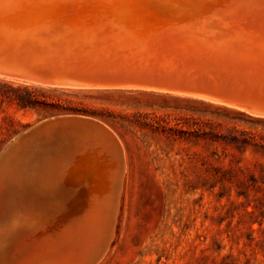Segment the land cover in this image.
<instances>
[{
  "label": "rangeland",
  "instance_id": "1",
  "mask_svg": "<svg viewBox=\"0 0 264 264\" xmlns=\"http://www.w3.org/2000/svg\"><path fill=\"white\" fill-rule=\"evenodd\" d=\"M0 164L2 185L14 174L27 194L67 206L37 237L15 239L5 264H264V119L165 94L0 78Z\"/></svg>",
  "mask_w": 264,
  "mask_h": 264
},
{
  "label": "water",
  "instance_id": "2",
  "mask_svg": "<svg viewBox=\"0 0 264 264\" xmlns=\"http://www.w3.org/2000/svg\"><path fill=\"white\" fill-rule=\"evenodd\" d=\"M0 78L179 96L264 119V11L202 22L150 0H0Z\"/></svg>",
  "mask_w": 264,
  "mask_h": 264
},
{
  "label": "bare ground",
  "instance_id": "3",
  "mask_svg": "<svg viewBox=\"0 0 264 264\" xmlns=\"http://www.w3.org/2000/svg\"><path fill=\"white\" fill-rule=\"evenodd\" d=\"M152 2H155L156 4L160 5L161 7L163 8H167L169 10H174V11H179L181 12L182 14L184 15H196V18H198V20L204 22L205 21V18H209L211 15H217L219 13H235V12H248V11H255V12H262L264 11V0H150ZM3 79V78H2ZM6 80H9V79H6ZM11 81H15V80H11ZM18 82V81H16ZM20 83H23V82H20ZM23 84H27V83H23ZM28 85H31V84H28ZM43 88H46V87H43ZM48 89H57V88H48ZM58 90H78V89H58ZM138 92H141V91H138ZM156 94V93H155ZM166 95V94H165ZM171 96V95H170ZM179 97V96H177ZM184 98V97H182ZM189 99V98H187ZM193 100V99H191ZM198 101V100H196ZM209 104V103H207ZM211 105H215V104H211ZM217 106V105H215ZM220 107V106H219ZM233 111V110H232ZM72 136V135H71ZM76 136V135H75ZM74 136V137H75ZM78 137V136H77ZM78 140V139H77ZM76 140V142H77ZM81 142L83 140L79 139ZM79 141V142H80ZM71 143V141H70ZM68 144V143H67ZM74 144V142H73ZM76 145V144H75ZM84 145V144H83ZM81 146V144H80ZM51 147V146H50ZM74 148V147H73ZM83 148V147H81ZM80 148V149H81ZM8 149V148H7ZM75 149V148H74ZM78 149V147H77ZM84 149H87L86 147H84ZM91 150V149H90ZM69 151V150H68ZM7 152V151H6ZM80 152V151H79ZM83 152V151H82ZM92 152V151H91ZM27 153V152H26ZM29 153V152H28ZM55 153V152H54ZM68 153V152H67ZM8 154V153H7ZM83 154V153H82ZM81 154V155H82ZM86 154V152H85ZM88 154V153H87ZM93 153H91L92 155ZM25 155V153H24ZM27 155V154H26ZM25 155V156H26ZM71 155V154H70ZM77 156V154H75ZM74 155V156H75ZM80 155V154H79ZM78 155V157H79ZM90 155V154H89ZM88 155V157H89ZM121 155V154H120ZM16 156V155H15ZM20 156V155H19ZM23 156V155H22ZM21 156V157H22ZM29 156V155H28ZM28 156H27V159H28ZM68 156V155H67ZM73 156V157H74ZM122 156V155H121ZM3 157V156H2ZM10 157V156H8ZM14 157V156H13ZM33 157V156H32ZM64 157V156H63ZM94 157V156H93ZM5 158V157H4ZM17 158V157H15ZM23 158H26V157H23ZM66 158V157H65ZM92 158V156L90 157ZM13 159V158H12ZM83 159V157H82ZM89 159V158H88ZM4 160V159H3ZM21 160V159H20ZM19 160V161H20ZM29 160V159H28ZM58 160V159H57ZM69 160V159H68ZM73 160V159H72ZM85 160V159H84ZM67 161V160H66ZM70 161H71V158H70ZM88 161V160H87ZM124 161V160H123ZM16 162H17V159H16ZM53 163V162H52ZM50 163V165L52 164ZM60 163V162H59ZM69 163V162H67ZM72 163V162H71ZM85 164L86 161L84 162ZM90 163V162H89ZM125 163V162H124ZM3 164V163H2ZM2 164H0V166H2ZM5 164V163H4ZM8 164V163H7ZM14 164V163H13ZM20 164V163H19ZM96 164V163H95ZM25 165H26V162H25ZM64 165V164H63ZM72 165V164H71ZM11 166V165H10ZM60 167V165H58ZM77 166V165H76ZM82 166V165H81ZM91 166V165H90ZM124 166V165H123ZM7 167V166H6ZM67 166H65V169H66ZM87 167V166H86ZM11 168V167H10ZM125 168V167H124ZM6 170V168H3ZM12 169V168H11ZM23 169V168H22ZM26 169V168H24ZM56 169V168H55ZM63 169V168H62ZM79 169V168H78ZM89 169V168H88ZM4 170V171H5ZM9 170V169H8ZM14 170V169H13ZM17 171V166H16V169ZM67 170V169H66ZM85 170V168H84ZM99 170V169H98ZM15 171V172H16ZM19 171V170H18ZM57 171V170H56ZM61 171V170H60ZM64 171V170H62ZM61 171V174L63 173ZM69 171V169H68ZM71 171H73L71 169ZM83 171V170H82ZM124 171V170H123ZM126 171V170H125ZM13 172V171H12ZM58 172V171H57ZM56 172V173H57ZM81 172V171H79ZM20 173V172H18ZM22 173V171H21ZM60 173V172H59ZM82 173V172H81ZM84 173V172H83ZM123 173V172H122ZM2 174V173H1ZM10 174V173H9ZM34 174V173H33ZM43 174V173H42ZM14 174H12L9 178L6 179V181H4L3 185H2V182L3 180H0V257H4V259H7L11 253V249H12V243L13 241L16 239L18 241V238H23L26 237V236H33L34 234H36L37 232L43 230L44 228H47V227H50L52 226L54 223H56L57 221H59V219H62V216L61 215H64L66 214V210H67V206L65 207V205L63 203H59L57 201H55V199H51V198H48V197H45L44 194L41 195L40 193L35 192L34 190L30 191L29 194L26 193V190L25 188H23L22 186V183H21V178L18 176L17 178H14L13 177ZM55 175V174H54ZM70 175V174H69ZM58 176V175H57ZM59 176H61L59 174ZM58 178H61L59 177ZM68 176V175H66ZM84 176H86L84 174ZM43 177V176H42ZM69 177V176H68ZM88 177V176H87ZM95 177V176H94ZM106 177V176H105ZM30 178V177H29ZM66 178V177H65ZM71 177H69L68 179H70ZM98 178V177H97ZM122 178V177H121ZM50 179H53V178H50ZM57 179V178H56ZM67 179V178H66ZM74 179H76L74 177ZM78 179V178H77ZM76 179V180H77ZM95 179V178H93ZM42 180V179H41ZM58 180V179H57ZM65 180V179H64ZM90 180V179H89ZM97 180V179H95ZM121 180V179H120ZM45 181V180H44ZM49 180H47L48 182ZM53 181V180H51ZM71 181V180H69ZM73 181V179H72ZM80 181V180H79ZM101 181V180H100ZM46 182V181H45ZM43 183V184H46V183ZM75 182H78V181H75ZM73 182V184L75 183ZM83 182V181H82ZM87 182V181H86ZM85 182V183H86ZM95 182V181H94ZM93 182V183H94ZM84 183V185H85ZM107 183V182H105ZM111 183V182H110ZM119 183V182H118ZM50 184V183H49ZM64 184V183H63ZM71 184V183H70ZM82 184V183H81ZM95 184V183H94ZM93 184V185H94ZM122 184V183H120ZM47 185V184H46ZM51 185V184H50ZM54 187H55V184H53ZM52 185V186H53ZM60 185V184H59ZM72 185V184H71ZM70 185V186H71ZM80 184H78L79 186ZM107 185V184H106ZM105 185V186H106ZM110 185V184H109ZM118 185V184H117ZM25 186V185H24ZM48 186V185H47ZM76 186V184H75ZM74 185H72V187H75ZM77 186V187H78ZM87 186V185H86ZM90 186V185H89ZM99 186V185H98ZM104 186V187H105ZM122 186V185H121ZM31 187V186H30ZM51 187V186H50ZM58 187V186H57ZM55 187V188H57ZM80 187V186H79ZM82 187V186H81ZM109 188V186H107ZM115 187V186H114ZM118 187V186H117ZM47 188V187H46ZM53 188V187H51ZM88 188V187H87ZM44 189H45V186H44ZM59 189V188H58ZM62 189V187L60 188V190ZM85 189V187H84ZM89 189L91 190V188L89 187ZM109 189H112L111 186ZM120 189V187H119ZM63 190V189H62ZM86 190V189H85ZM88 190V189H87ZM114 190V189H112ZM116 190V189H115ZM118 190V189H117ZM7 191V192H6ZM65 191V190H63ZM74 191V189H73ZM77 191V190H75ZM93 191V190H92ZM106 191H107V188H106ZM29 192V191H28ZM46 192V191H45ZM50 192V191H49ZM53 191H52V194H54ZM80 192V191H79ZM109 192V191H108ZM112 192V191H111ZM119 192V191H118ZM74 193V192H73ZM76 193V192H75ZM56 194V192H55ZM54 194V195H55ZM78 194V193H77ZM103 195V194H102ZM105 195V193H104ZM108 196V193L106 194ZM111 195V193H110ZM115 195V194H114ZM113 195V196H114ZM118 195V194H117ZM116 195V196H117ZM49 196V195H47ZM52 196V195H51ZM56 196V195H55ZM75 196V195H74ZM77 196V195H76ZM75 196V197H76ZM82 196V195H81ZM65 198V197H63ZM105 198V196H104ZM103 198V199H104ZM84 199V198H83ZM100 199V198H99ZM56 200H60L59 199H56ZM111 200V199H110ZM110 200H108L110 202ZM116 200V199H115ZM68 201V200H67ZM71 201V200H70ZM96 201V200H95ZM119 201V200H118ZM117 201V202H118ZM66 202V201H65ZM75 202V200H74ZM87 202V201H86ZM105 202V201H103ZM112 202H113V199H112ZM112 202H110L112 204ZM117 202H113V203H116ZM83 203V202H82ZM65 204H68V203H65ZM76 204V203H75ZM79 204V203H78ZM76 204V205H78ZM84 204V203H83ZM94 204V203H93ZM100 204V203H99ZM107 204V203H106ZM71 205V204H70ZM75 205V206H76ZM91 205V203H90ZM96 205V204H95ZM105 205V203H104ZM103 205V208L105 207ZM115 205V204H113ZM69 206V204H68ZM97 206V205H96ZM73 207V205H72ZM78 207V206H76ZM92 207L91 209L93 208H96L94 206H90ZM98 207V206H97ZM114 207V206H113ZM88 209V208H87ZM111 209H114L111 207ZM116 209V207H115ZM69 210V209H68ZM72 210V209H71ZM70 210V212H71ZM74 210V209H73ZM78 211V209H76ZM94 210V209H93ZM92 210V211H93ZM98 210V209H97ZM103 210V209H101ZM100 209L97 211V212H100L101 211ZM106 210H109V208H107ZM87 211V210H85ZM91 211V213H93ZM113 211V210H112ZM112 211L110 210V212L112 213ZM118 211V210H117ZM69 212V213H70ZM84 212V211H82ZM114 212V211H113ZM68 213V214H69ZM73 213V212H71ZM80 213V212H79ZM89 213V212H88ZM89 213V214H91ZM115 213H116V210H115ZM85 214V212H84ZM83 214V215H84ZM88 214V216H89ZM95 214V213H94ZM94 214L90 215L92 218L94 216ZM99 214V213H98ZM109 212H107V214L105 213V215H108ZM77 215H80V214H77ZM82 215V214H81ZM104 217H107L105 216ZM69 216V215H68ZM86 216V214H85ZM109 216V215H108ZM80 217V216H79ZM67 218V217H66ZM81 218V217H80ZM75 219V218H74ZM79 219V218H78ZM83 219V218H81ZM68 220V219H67ZM94 220V219H92ZM107 220V218L105 219ZM78 221V220H76ZM108 221V220H107ZM111 221V220H110ZM113 221H115L113 219ZM68 222V221H67ZM75 222V221H74ZM80 222V220H79ZM98 222H101V221H98ZM78 223V222H77ZM88 223V221L86 222ZM71 224V223H70ZM73 224V223H72ZM76 224V223H75ZM82 224L84 225V223L82 222ZM81 224V225H82ZM80 225V226H81ZM81 226V227H84V226ZM86 225V224H85ZM90 225V224H89ZM56 226V225H55ZM112 226V225H111ZM109 226V227H111ZM115 226V225H114ZM74 227V226H73ZM79 227V226H78ZM87 227V226H86ZM75 228V227H74ZM105 228V227H104ZM66 229V228H65ZM86 229V228H85ZM111 229L113 230L114 228L111 227ZM77 230V228L75 229ZM79 230V229H78ZM84 230V228H83ZM82 230V231H83ZM91 230V229H89ZM94 230V228H93ZM92 230V231H93ZM109 230V229H108ZM72 231V230H71ZM60 232V231H59ZM73 232V231H72ZM71 232V233H72ZM85 232V230H84ZM83 232V234H84ZM87 232V230H86ZM109 232V231H107ZM71 233L67 234L66 237H70L71 236ZM79 232H75L73 233L74 235L78 234ZM88 233V232H87ZM87 233H85L87 235ZM103 233V232H102ZM111 233V231H110ZM63 234V233H62ZM72 234V235H73ZM90 234V233H89ZM88 234V235H89ZM112 234V233H111ZM114 234V233H113ZM107 235V234H106ZM83 235H81L82 237ZM93 236V235H92ZM96 236V235H95ZM108 236H109V233H108ZM57 237V236H56ZM63 237V236H62ZM62 237H60L62 239ZM73 238V236H71ZM78 237V236H77ZM110 237V236H109ZM112 237V236H111ZM65 238V237H63ZM83 238V237H82ZM85 238V237H84ZM101 238V237H100ZM66 239V238H65ZM79 239V237H78ZM102 239V238H101ZM100 239V240H101ZM15 240V241H16ZM64 240V239H62ZM82 240V239H81ZM87 240V239H86ZM104 242H105V239H102ZM14 241V242H15ZM77 241V240H76ZM107 241V240H106ZM79 242V241H78ZM17 243V242H16ZM14 244V243H13ZM18 244V243H17ZM35 244V242H34ZM102 244V243H101ZM15 245V244H14ZM17 246V245H16ZM99 247V246H98ZM102 247L104 248L105 246L102 245ZM22 248V246H21ZM101 248V247H100ZM106 248V247H105ZM104 248V249H105ZM34 249V248H33ZM99 249V248H98ZM92 250V249H91ZM24 251V250H23ZM88 251V250H87ZM97 252V251H96ZM103 253V251H101ZM105 252V250H104ZM27 254V253H26ZM104 254V253H103ZM14 257V256H13ZM19 259V258H18ZM17 259V260H18Z\"/></svg>",
  "mask_w": 264,
  "mask_h": 264
}]
</instances>
